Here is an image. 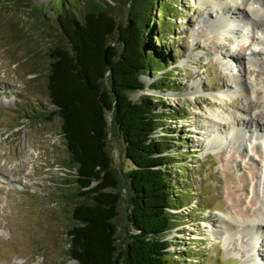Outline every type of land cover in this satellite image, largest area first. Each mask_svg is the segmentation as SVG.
<instances>
[{
  "label": "rangeland",
  "instance_id": "obj_1",
  "mask_svg": "<svg viewBox=\"0 0 264 264\" xmlns=\"http://www.w3.org/2000/svg\"><path fill=\"white\" fill-rule=\"evenodd\" d=\"M58 1L29 0L26 7L25 0L21 5L0 0V264L75 262L66 251L74 225L70 196L79 189L47 91L49 54L63 39L51 11ZM87 1L106 6L120 22L126 18L125 2L117 0H70L75 16L83 17ZM160 1L165 10L155 20L156 36L171 46L172 63L162 77L141 76L145 89L130 95L148 94L184 115L167 124L178 140L169 166L183 200L164 235L171 241L172 264H264V227L258 236L220 229V219L227 220L236 204L253 213L250 218L255 210L264 212V131L255 134V125L235 114L242 119L240 129L223 131L220 139L207 122L216 112L217 127L225 123L221 117L253 99L259 104L246 105L245 112L263 113L264 25L228 7L223 15L213 7L215 0ZM229 1L220 0L225 6ZM252 5L264 16V4ZM35 6L38 13L31 12ZM239 50L240 59L233 56ZM120 143L112 139V153L126 169ZM126 211L121 201L116 220L121 234Z\"/></svg>",
  "mask_w": 264,
  "mask_h": 264
},
{
  "label": "trees",
  "instance_id": "obj_2",
  "mask_svg": "<svg viewBox=\"0 0 264 264\" xmlns=\"http://www.w3.org/2000/svg\"><path fill=\"white\" fill-rule=\"evenodd\" d=\"M117 1L126 5L123 22L88 1L82 18L70 0L51 9L63 39L49 54L47 91L79 189L70 196L74 225L66 253L74 264H172L164 235L183 200L169 166L178 140L167 124L184 115L148 94L130 95L145 89L141 76L162 77L172 63L171 46L156 36L155 20L165 9L160 0ZM113 138L122 144L126 169L115 161ZM121 201L127 209L122 234L116 225Z\"/></svg>",
  "mask_w": 264,
  "mask_h": 264
},
{
  "label": "bare ground",
  "instance_id": "obj_3",
  "mask_svg": "<svg viewBox=\"0 0 264 264\" xmlns=\"http://www.w3.org/2000/svg\"><path fill=\"white\" fill-rule=\"evenodd\" d=\"M262 1H263V3H262ZM222 2H220V0H215V1H213L212 5H213V7L216 5L219 8V10L222 12L223 15H226V13H229L230 9H232L231 11H234V13H236V14L237 13L251 14V17H253V16L258 17L257 23L260 26L264 25V16H262L260 13H259L260 16H258L259 10L257 9L256 5H255V7H253V5H252L254 2H256V4H258V6H260L259 4H261V5L264 4V0H260V1H258V0H253V1L252 0H240V1L239 0H230L229 3H231V4H228V6L221 4ZM227 7H228L229 11L226 10ZM235 10H237L238 12ZM252 50L254 51L255 49H252ZM233 56H236L237 58L240 59L243 57V53H242V51L240 52V50H239ZM254 92L256 95H258L260 90H255ZM262 98H263L262 102H263V106H264V95ZM259 101H260L259 99L255 100V101H254V99L249 100L248 103L246 102L247 104H245L242 107H239L235 113L225 114V115H228L227 116L228 118L227 117H225V118L221 117V119H224L225 123H218L219 126H217V127L215 126V124H217L216 118L219 117V115L216 112H212L211 116H213V117H211V119L207 120V122L210 123V126H211L210 129L211 130L213 129L212 131L214 132V135L221 139L222 138L221 134H223V131L230 133L236 129H240L236 125V124H239L238 120L243 119L242 121H244L245 118H248L246 123L254 124L255 127L253 128V131L255 132V134H259V132H256L255 130L257 129V131H261V132L264 131V111H263V113H262V111H260L258 113H255V112L247 113V112H245V109H244L246 105H253L252 103H254V102L259 104ZM241 113L244 114L242 119H237V117L234 116L235 114L239 115ZM220 126H221V128H220ZM235 127H237V128H235ZM214 140L217 141L218 139H214ZM19 178L20 177L17 174L16 180H19ZM242 190L246 192L247 187H245L243 185ZM254 213H255V217L250 218L251 214L253 215V213H249V211H246V210L242 211L241 209L237 208V204H236L234 207V211H232L231 214L229 213V215L227 216L228 217L227 220L220 219V225H221L220 229L221 230L224 229L223 231H227L229 233V235H232L235 232H243V233L253 234V235L256 234L258 236V231L264 227V212L262 213L260 210H255ZM221 230H220V232H221ZM24 264H26V263H24ZM252 264H258V262H256V263L253 262Z\"/></svg>",
  "mask_w": 264,
  "mask_h": 264
}]
</instances>
